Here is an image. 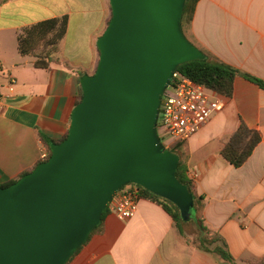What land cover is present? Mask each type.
<instances>
[{"label": "crops", "instance_id": "obj_1", "mask_svg": "<svg viewBox=\"0 0 264 264\" xmlns=\"http://www.w3.org/2000/svg\"><path fill=\"white\" fill-rule=\"evenodd\" d=\"M0 0V185L32 171L53 142L70 131L81 82L95 73L98 42L112 16L110 0ZM68 17L59 51L36 65L20 53V37L44 21ZM199 50L264 80V0H201L187 31ZM208 124L180 145L187 174L205 200V225L226 243L236 264L264 261V90L238 76L232 97ZM244 123L262 142L241 168L221 154ZM192 238V237H191ZM194 239V237L192 238ZM70 264H230L192 246L170 214L141 198L136 215L108 214Z\"/></svg>", "mask_w": 264, "mask_h": 264}, {"label": "water", "instance_id": "obj_2", "mask_svg": "<svg viewBox=\"0 0 264 264\" xmlns=\"http://www.w3.org/2000/svg\"><path fill=\"white\" fill-rule=\"evenodd\" d=\"M95 73L81 82L68 137L48 161L0 188V264H66L129 184L174 203L194 197L161 145L162 99L178 65L204 60L182 30L186 0H110Z\"/></svg>", "mask_w": 264, "mask_h": 264}, {"label": "trees", "instance_id": "obj_3", "mask_svg": "<svg viewBox=\"0 0 264 264\" xmlns=\"http://www.w3.org/2000/svg\"><path fill=\"white\" fill-rule=\"evenodd\" d=\"M8 0H2L5 3ZM201 0H186L182 12V30L186 37L187 31L191 27L194 19L196 8ZM112 18V16H111ZM111 21V19H110ZM109 21V23H110ZM109 25V24H108ZM68 29V17L56 18L39 23L28 29L23 36L20 37V53L23 56H38L36 65L40 68L46 67L45 59L58 53L60 43L64 40ZM187 39V37H186ZM203 52V51H202ZM206 58L204 60H193L181 63L177 66L176 72L181 76L190 79L196 83L206 86L209 90L214 91L226 97H232L234 93V81L238 76L244 77L246 80L256 84L264 90V80L254 77L248 73H242L235 67L221 61L220 59L203 52ZM90 76V75H89ZM173 85V79L171 81ZM83 99L82 87H80V96L77 106ZM163 102V100H162ZM162 106V105H161ZM161 127V118L158 121V131ZM67 136L59 141L53 142L50 147L49 155L46 160L40 161L36 167L29 172L23 173L17 180L0 185V188L7 189L15 185L26 175L35 171L40 165L49 160L52 155V148L63 142ZM160 135V134H159ZM161 137V136H160ZM262 142V134L258 130L250 129L246 124L242 123L237 132L225 144L221 154L235 168H241L250 159L258 145ZM161 145L166 149L165 152L173 157L178 158V166L176 170V179L185 185L194 197V208L189 221H185L182 217L180 209L171 201L156 195L140 186V197L152 200L162 206L173 218L175 227L182 237L194 247H198L207 252L215 253L230 264H236L235 258L227 251L226 243L221 237L213 233L206 225L202 218V212L205 207V200L196 193L194 183L187 174V155L180 145L173 148H166L164 140L161 138ZM110 213L108 206L103 215L101 223L93 230L85 244L89 242L92 236L101 232L105 219ZM194 237V239L192 238ZM84 244V245H85ZM80 247L66 263L70 264L72 260L79 254L84 247ZM260 264H264L261 261Z\"/></svg>", "mask_w": 264, "mask_h": 264}, {"label": "built area", "instance_id": "obj_4", "mask_svg": "<svg viewBox=\"0 0 264 264\" xmlns=\"http://www.w3.org/2000/svg\"><path fill=\"white\" fill-rule=\"evenodd\" d=\"M162 100L160 128L173 142L190 140L224 107L220 94L178 73L174 74L173 85L166 90ZM47 158L48 155H42V160ZM140 193L137 184L124 187L109 204L111 212L121 220L132 219L137 213Z\"/></svg>", "mask_w": 264, "mask_h": 264}, {"label": "rangeland", "instance_id": "obj_5", "mask_svg": "<svg viewBox=\"0 0 264 264\" xmlns=\"http://www.w3.org/2000/svg\"><path fill=\"white\" fill-rule=\"evenodd\" d=\"M168 91H170V89ZM159 134H160L161 138L164 140V142H166V143L171 142V137L167 134H164V131H162L161 128H159Z\"/></svg>", "mask_w": 264, "mask_h": 264}]
</instances>
